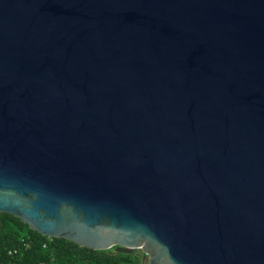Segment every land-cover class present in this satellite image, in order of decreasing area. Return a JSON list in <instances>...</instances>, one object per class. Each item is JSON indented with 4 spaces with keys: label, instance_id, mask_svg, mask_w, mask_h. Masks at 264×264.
<instances>
[{
    "label": "water",
    "instance_id": "obj_1",
    "mask_svg": "<svg viewBox=\"0 0 264 264\" xmlns=\"http://www.w3.org/2000/svg\"><path fill=\"white\" fill-rule=\"evenodd\" d=\"M0 213L264 264V0H0Z\"/></svg>",
    "mask_w": 264,
    "mask_h": 264
},
{
    "label": "trees",
    "instance_id": "obj_2",
    "mask_svg": "<svg viewBox=\"0 0 264 264\" xmlns=\"http://www.w3.org/2000/svg\"><path fill=\"white\" fill-rule=\"evenodd\" d=\"M140 250L94 251L61 238H48L18 218L0 213V264H141Z\"/></svg>",
    "mask_w": 264,
    "mask_h": 264
}]
</instances>
